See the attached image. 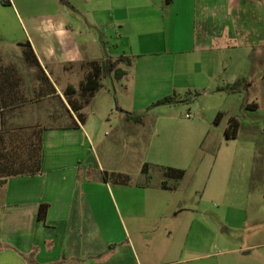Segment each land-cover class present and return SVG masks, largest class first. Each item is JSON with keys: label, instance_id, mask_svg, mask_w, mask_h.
<instances>
[{"label": "crops", "instance_id": "0c3cea01", "mask_svg": "<svg viewBox=\"0 0 264 264\" xmlns=\"http://www.w3.org/2000/svg\"><path fill=\"white\" fill-rule=\"evenodd\" d=\"M67 1L0 0V77H24L23 89L32 98L17 104L19 95L7 97L0 129L2 112L15 118L18 110L22 115L31 111L32 124L45 129L42 172L0 182V264H173L180 261L177 255L185 260L210 256L207 234L212 236L213 229H202L190 215L181 217L191 209L188 202L196 188L183 185V179L175 188L148 178L105 180L108 160L96 147L95 126L114 110L128 123L139 122L128 119L126 111L139 114L180 103L201 111L198 100L211 96L244 112L245 118L237 112L228 116L226 128L231 117L240 121L237 137L243 128L264 131V116L258 114L262 103L250 91L253 72L264 60V0ZM27 41L39 65L24 57L22 43ZM120 55L133 58L132 65L118 64L128 73L121 79L114 72L102 78V87L82 108V123L66 90L76 87L71 97L81 102L80 85L92 63ZM41 77H49L54 92ZM44 86L48 91L41 94ZM171 94L180 101L154 106ZM251 101L258 106L249 107ZM47 103L48 109H40ZM222 105L216 108L223 113L220 122L226 114ZM64 112L70 124L47 126L40 118L46 114L56 122ZM238 164L245 183L233 189L245 196L226 204L233 210L229 215L245 226L263 223L262 202L250 205L251 196L260 193L256 180L250 181L258 163L240 157ZM214 166L212 189L224 199L231 187L217 180L224 169L218 160ZM190 176L195 184L199 168ZM42 203L49 204L45 220L38 219ZM249 235L255 244L246 253L253 246L264 248L260 228Z\"/></svg>", "mask_w": 264, "mask_h": 264}, {"label": "rangeland", "instance_id": "374dc122", "mask_svg": "<svg viewBox=\"0 0 264 264\" xmlns=\"http://www.w3.org/2000/svg\"><path fill=\"white\" fill-rule=\"evenodd\" d=\"M60 3L65 2L60 0ZM260 60L262 64L256 66L258 71L253 72L255 81L250 91L251 95L259 96L258 100L262 103V107L258 114L264 116V60ZM248 85L247 82L242 84L245 90H248ZM233 87L235 88V86H228L230 90ZM223 100L227 99L202 97L198 100L201 111H196L195 106L188 103H180L174 107H151L149 111L139 113L143 116L142 123L121 121L114 110L108 113L107 118L103 119L101 124L95 126V133L100 141V145L96 143V147L98 146L100 154L107 158L106 168L109 169V180L114 183L117 176L113 173L128 174L131 182L146 179L147 176L142 170L146 162L152 164L148 172L152 175L150 180L153 183L166 180L167 184H174V179L167 178L158 165L187 170L183 185L193 186L196 189L188 202L191 209L184 210L181 217L185 218L190 215L191 218H196L202 229L204 227L213 229L212 236L207 234L209 237L207 251L209 250L212 254L208 257L188 260L181 259L183 257L177 255L174 258L180 261L173 264H264V248L253 246L251 251L246 253L247 247L255 244V241H251L249 233L259 228L264 233V222L245 226L238 216L230 217L229 214L230 212L233 214V210L226 205L233 199L239 200L245 196L233 189L235 185L245 183L239 171L241 169L238 164L240 157L248 164L253 160L258 163L257 174L252 176L250 181L251 179L256 180L255 185L259 187L260 193L251 196L250 205L259 201L264 205V146L259 145L264 139V131L243 128L238 137L228 138L225 130L229 114L237 112L239 117H245H243L244 112L227 105ZM223 102L225 105H222ZM48 105L49 103L41 106L40 109L46 110L49 108ZM221 105L223 106L222 111L226 114L221 122H217L216 117L219 111L216 108H220ZM248 106L257 107L258 103L251 101ZM59 110L61 108H56V112ZM20 112L21 110H18L15 113V116H18L15 118L10 115L11 124L31 125L35 115L31 111L29 114L25 112L24 115ZM187 114L192 115L187 116ZM67 115L66 112L62 113L61 119L56 122L47 118L46 114L41 115L40 118L47 126L70 124ZM254 134L257 135L258 144L253 139ZM217 160L224 167L221 170L222 173L218 174L217 180L221 185L226 182V185L231 187L230 192L224 194V199L216 189H212L215 184L209 179L215 170L217 173L218 169L214 166ZM198 168L199 177L193 184L190 173ZM166 221L167 219L165 223Z\"/></svg>", "mask_w": 264, "mask_h": 264}, {"label": "trees", "instance_id": "16d2710c", "mask_svg": "<svg viewBox=\"0 0 264 264\" xmlns=\"http://www.w3.org/2000/svg\"><path fill=\"white\" fill-rule=\"evenodd\" d=\"M68 3L67 0H63ZM5 2V1H4ZM24 45V57L26 61L32 64H37L34 49L29 41L22 43ZM125 62L127 65H132L133 58L127 55H120L115 59L109 58L105 61L94 62L93 70L87 77V79L81 83L80 90L82 92V101L78 102L74 100L71 95L77 92L76 87L69 86L66 90L68 95V101L71 104L72 110L76 112L78 119L84 123L86 121V114L82 111V108L90 103L96 91L102 87V78L107 74L114 72V76L117 79L123 78L128 71L122 67H118V64ZM42 83L45 85H51L53 92L55 88L52 86L49 77H41ZM26 82L24 77H0V108L2 104L7 105V97L16 96L19 97L17 104H25L32 98L29 97L24 91ZM234 88V87H233ZM48 91L46 86L41 87L40 92ZM177 95L171 94L164 96L163 98L156 101L154 106L162 104H172L179 102ZM128 119L136 122H143V116L141 114H134L126 111ZM223 113L219 112L216 121L219 122L222 118ZM74 126H78L77 121L73 122ZM240 128V121L237 117H231L229 125L226 128V136L228 138H235L238 135ZM44 127L41 124L31 125H13L10 122V114L2 112V128L0 129V181H6L12 176L21 175H36L43 170V156H44ZM152 164L145 163L143 165V173L146 174L147 178H151V174L148 172L149 167ZM162 168L164 175L167 178L174 179L173 185H168L165 181H162V186L167 188H175L178 182L183 179L187 173L184 168L158 165ZM117 177L115 182L129 183L130 176L128 174L122 175L121 173L114 174ZM123 176V177H121ZM104 179H109L108 171L104 172ZM49 204L42 203L40 205L38 219L45 220L48 212Z\"/></svg>", "mask_w": 264, "mask_h": 264}, {"label": "built area", "instance_id": "2783aa9c", "mask_svg": "<svg viewBox=\"0 0 264 264\" xmlns=\"http://www.w3.org/2000/svg\"><path fill=\"white\" fill-rule=\"evenodd\" d=\"M192 114H187V116H191Z\"/></svg>", "mask_w": 264, "mask_h": 264}]
</instances>
